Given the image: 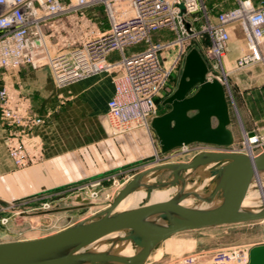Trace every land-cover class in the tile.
I'll list each match as a JSON object with an SVG mask.
<instances>
[{"label": "built area", "instance_id": "built-area-1", "mask_svg": "<svg viewBox=\"0 0 264 264\" xmlns=\"http://www.w3.org/2000/svg\"><path fill=\"white\" fill-rule=\"evenodd\" d=\"M98 6H102L107 15L109 30L92 34L69 52L50 55L46 31L53 28V20L73 15L85 18L86 10ZM200 12L203 15H198ZM203 18L205 25L198 32L196 25ZM234 26L241 29L247 46V52L237 61L238 69L264 63V5L257 7L252 0H237L234 9L220 13L214 22L202 0H0V68L48 66L58 87L113 74L114 94L108 102L105 118L111 134L122 135L136 128L150 131L152 120L159 116L157 99L176 67L185 59L189 43L208 34V58L214 70L224 72V53ZM163 30L175 37L154 41L153 36ZM143 44L147 45L144 50L129 52ZM114 54L119 59H113ZM207 78L226 84L220 76ZM0 122L10 130L7 147L16 167L23 169L38 161L41 155L31 152L29 140L35 129L45 123V118L24 114L13 104L8 90L2 89ZM189 146L181 148L183 153L190 152ZM207 146L217 149V152L207 153H222L227 148ZM263 150L264 134L253 132L251 135L245 131L240 153L255 157ZM109 180L115 188L113 194L120 192L128 182L120 183L117 176L83 182L72 187L74 202L82 204L78 198L88 203L103 198L105 202H112L113 194L104 185ZM19 203L22 200L11 202L4 211L13 214L19 209ZM52 208L53 202L48 199L38 210L49 212ZM11 219L3 218L2 224L7 225ZM251 248H224L209 256L187 254L171 264H248Z\"/></svg>", "mask_w": 264, "mask_h": 264}, {"label": "water", "instance_id": "water-1", "mask_svg": "<svg viewBox=\"0 0 264 264\" xmlns=\"http://www.w3.org/2000/svg\"><path fill=\"white\" fill-rule=\"evenodd\" d=\"M208 65L198 49L193 48L185 59L177 90L163 103L171 110L154 118L151 129L158 138L160 154L192 144L230 147L234 144L230 129L231 115L225 85L208 80ZM198 88L190 95V92ZM253 135V133H251ZM151 156L142 160H154ZM213 172L221 181L205 202L216 197L222 203L211 210H198L182 205L189 196L180 192L166 202L116 213L120 203L141 187L143 179L153 173L170 171L171 181L146 185L149 191L175 186L184 181L182 174L201 165L224 162ZM264 173V152L255 157L238 153H203L189 163H172L145 170L130 180L108 208L54 235L40 239L0 243V264H145L153 252L166 240L189 231L210 227L230 226L264 220V208L257 212L243 209V202L254 178ZM84 180L70 186L89 181ZM78 202L88 201L78 198ZM126 232L123 240L132 241L140 251L132 257L87 250L105 237ZM248 264H264V245L250 250Z\"/></svg>", "mask_w": 264, "mask_h": 264}, {"label": "crops", "instance_id": "crops-1", "mask_svg": "<svg viewBox=\"0 0 264 264\" xmlns=\"http://www.w3.org/2000/svg\"><path fill=\"white\" fill-rule=\"evenodd\" d=\"M232 1V6L225 10L219 9L220 2L209 5V8L205 5L211 21H216L220 13L234 9L237 0ZM260 1L252 0L257 7L263 6ZM101 10H104L102 6L90 8L86 10L87 16L99 22L100 17L96 13ZM106 26L104 32L109 30V21ZM237 29L240 28L232 27L233 32ZM168 35L169 32L166 35L161 33L155 38L157 41H164ZM234 44L240 49L234 48ZM246 52V41L242 35L239 41H230L223 62L225 68L231 72L229 83L235 95L243 94L246 99L244 108L241 107L243 124L245 131L251 133L254 127L264 131V64L251 65L242 73L233 71L238 59ZM112 58L119 59V56L114 54ZM114 77L113 74H101L62 89L56 86L48 67H22L18 70L0 68V90H8L16 107L24 114L35 117L50 116L46 123L35 129L29 140L31 152L41 157L23 169L17 168L10 157L7 147L10 130L0 122L1 205L38 197L46 189L65 188L81 180L103 179L139 165L142 160L153 156L145 139L149 130L141 128V131L136 130L127 136L110 138L103 127L102 120L107 116L108 102L114 94ZM62 94H66L69 99L64 106H61ZM60 108L62 110L57 113ZM230 115L232 121L231 111ZM231 130L236 141L239 131L233 128ZM70 179H73L71 183H67ZM32 199L33 206L48 200L44 196ZM206 229L209 228L201 230ZM199 233L210 235L206 232ZM203 240L202 237L177 240V248L180 247L178 253L193 246L198 249ZM215 251L216 249L209 248L203 253L211 255ZM162 258L151 261L150 257L145 264H168Z\"/></svg>", "mask_w": 264, "mask_h": 264}, {"label": "rangeland", "instance_id": "rangeland-1", "mask_svg": "<svg viewBox=\"0 0 264 264\" xmlns=\"http://www.w3.org/2000/svg\"><path fill=\"white\" fill-rule=\"evenodd\" d=\"M218 2H220L219 9L225 10L232 6L233 1L232 0H202V4L206 5L208 8H209V5L213 6V4H218ZM260 4L264 5V0H261ZM85 14H86L85 18H82L81 16L73 15V16H68V17H63V18H58V19L53 20V28L48 29L46 31V34L49 35L48 36L49 38L48 39L46 38V40L48 41L47 44L50 49L51 55H55L61 52H69L72 48L81 45L92 34H100L106 30L108 19H107V15L104 10H101L96 13V15L100 17L99 22H96L95 20L89 18V16H87V12ZM198 15L201 16L203 15V13L200 12ZM204 25H205V19L203 18L202 21L196 25V30L198 32L202 31ZM161 33L166 35L168 34V31L163 30L158 34H161ZM158 34H155L153 36L154 41H157V38L155 37H157ZM169 34L170 35H168V38L166 40H169L170 38L172 39L175 37L174 34L170 32ZM241 38H242V35L239 32V29H237L235 32L232 33V40L239 41ZM146 47L147 45L143 44L137 48L129 50V52L132 53V52L142 51ZM209 47H210L209 36L208 34H203L198 39H195L191 43H189L186 56L193 48L198 49L208 65L209 73L207 76L214 77V78L216 76L218 77L220 76L226 82L225 84L226 94H227L228 103L230 105V111L232 112V121H231L230 129L231 128L235 130L237 129L239 132H238V136L234 144L230 147L225 148L224 149L225 151H223L222 153L241 154L240 152L242 149L243 134L245 132V129H244L245 125L243 124V116H242L241 107L245 106L246 99L243 94L235 95L234 90L232 89L229 83V77H230L229 75L231 72L225 68V65H223L225 69L224 72L222 70L213 69L211 62L207 55V51ZM234 48H238V47L234 44ZM185 59H183V61L180 62V64L176 67L171 77L169 78L164 91L161 93V95L157 99L159 116L171 110V106L169 105L164 106L163 103L165 102L167 98L172 96L174 92L177 90L179 81L183 73ZM45 67H48V66H45ZM246 69L248 68L246 67L244 69H238L237 62H236L233 71L242 73ZM56 86L58 85L56 84ZM66 88H69V86ZM197 89L198 88L193 89L190 92V95H193L197 91ZM60 100L62 101L61 106H64L69 102V99L66 94H62V97ZM61 108L57 110V113H59L62 110ZM48 117L50 116H47V118L43 117L45 118V123ZM102 124H103L104 129L106 128L105 130L107 131V122L105 118H103ZM142 129H145V128H142ZM136 130L141 131V128L133 129L122 135H117V136H127L129 133L135 132ZM252 130L253 132L264 134V131L260 130L257 127H254V129ZM108 133L107 135L110 138L117 137V136H114ZM145 139H146V142L149 144L151 154L153 156H156V158L152 161L142 162L139 165L132 166L131 168L130 167L126 168L125 170L119 172L118 174L112 175V176L118 175L117 180L120 181V183L129 181L131 178H134V176H136L137 174L145 170H149V169L161 166V165L172 164V163H189L192 160H194V158H196L197 156L203 153L217 152L216 151L217 149L211 146H207L203 144H192L189 146L190 152L188 153H183L181 148H179L165 155H161L159 144H158V138L152 129H150L149 134H146ZM163 156H166V157L164 158ZM223 163L224 162L216 163V165L211 169V172H214L220 169L223 166ZM108 177L109 176H106L104 178H108ZM150 177H151L150 183L153 185H156L159 183L170 181L172 179V172L170 171H162L160 173L157 172V173L150 174ZM181 177L184 178V174H182ZM72 180L73 179H70V180H67L66 182L71 183ZM195 182L196 181H191V183H193L194 185L192 190H196V188L199 187L201 181L198 180L196 183ZM213 183H214V180H210L204 189L198 190V191L205 195L210 194L211 191L213 190ZM104 185H105L106 190H110L111 194L114 193L115 190L113 189L115 188L112 187L113 186L112 181L111 182L110 180L105 181ZM253 185H254V190L256 191L260 190L258 183L254 182ZM72 187L74 186H67L65 188L62 187V188H56V189H50V190L46 189L44 190L43 193H40V195H38V197L44 196L47 199H49V201L53 202V208L49 212L38 210V208H40V204L34 205V206L33 204H31V201L33 200L32 198H38L37 196L21 199L22 203L21 204L19 203L17 205L19 209L16 210L15 211L16 213L14 212L13 214L10 212L4 211V209L9 207L10 204H6V205L0 204V243L40 239L43 237L54 235L82 221H85L87 219L94 217L95 215H97L98 213L106 209L115 200L117 194L119 193L117 192L116 194L112 195L114 198L110 200L112 202H108V201L105 202V199L103 198L99 202H93V203H88V204H83V203L77 204L74 202L75 195H74V191ZM171 188L176 189L177 185ZM147 191L150 192L148 199H147V202H148L151 197L152 191H149V190ZM140 195H141L140 200H142L145 195H143V193H141ZM147 202L145 201L144 203H142L140 207L147 205ZM262 208H264V204L260 203L254 208H252L251 210L259 211ZM6 217H12V219L7 225H3L2 219ZM199 232H206V234H210V235H205V236L200 235ZM193 237H202L204 239L203 243L199 246L198 249H195L193 246L191 249H186L183 252L178 253L175 251H170L171 250L170 247L166 248V245H165L166 241H165L154 251V253L151 256V261H154V260L158 261L163 257L162 261H164L165 263L167 262L168 264H171V263H174L177 258L183 255L193 254V253H203L204 250H207L209 248L219 250V249L231 248V247H236V246L264 245V220L259 221V222L230 225L227 227H212V228L201 230V231H189L187 233H181L179 235H176L175 237L167 240V243H170L173 239L181 240V239L193 238ZM111 242L112 240L105 239L102 242H100V244L109 245ZM134 246L137 247L135 244ZM161 249H162L161 253L158 256L154 257L153 255ZM206 253L207 252H205L204 254Z\"/></svg>", "mask_w": 264, "mask_h": 264}, {"label": "bare ground", "instance_id": "bare-ground-1", "mask_svg": "<svg viewBox=\"0 0 264 264\" xmlns=\"http://www.w3.org/2000/svg\"><path fill=\"white\" fill-rule=\"evenodd\" d=\"M239 32L241 33V35H243L241 29H239ZM230 33H231V40H232V33H233L232 29L230 30ZM47 50L49 51V54H50V49H49L48 45H47ZM73 84H75V83H73ZM71 85L72 84L67 85L65 87H60V88H66V87L71 86ZM107 131L110 134L112 133V131L108 127H107ZM153 157L156 158V156H153ZM225 164H227V161H224L223 165H225ZM215 165H216V162H213V163H210L207 165H201L196 169L188 170V171L184 172L183 173L184 174V178H183L184 181L183 182L180 181V183L177 185L176 189L171 188L174 186H167V187L162 188V189H155L152 191L151 197H150L149 201L147 202V199H148L150 192L147 191L145 186L146 185H153L150 183L151 177H150V175H148L143 179V181L141 183L142 186L139 187L134 192H132L130 195H128L120 203V205L116 209V213L128 211V210L134 209V208H138L145 201L147 202V204L166 202V201L171 200L175 196H177L180 192H183L184 194L189 195L182 202L183 206L188 207V208L198 209V210L214 209L222 203L221 197H216L211 202H205V201L198 199L195 196V194H197L201 198H208L211 193L208 195H205L203 193H200L198 190L204 189L210 180H214L213 190L216 187V185L220 183L221 174L214 176L213 172H211V169ZM132 179L133 178H131L130 180H132ZM198 180L201 181L199 187H197L196 190H192L194 185H193V183H191V181L197 182ZM254 182L259 184V188H260L259 191L254 190V185H253ZM141 193H143V195H145L142 200H140V198H141L140 194ZM260 203L264 204V173H261L257 178H254L252 184L250 185V187L248 189L247 196L243 202V209L250 210L252 212H257V210L253 211L251 209ZM93 216H94V214H93ZM125 234H126V232L124 231L122 233H115V234L109 235V236L105 237L104 239H101V240L97 241L96 243L92 244L90 247L87 248V250L92 252V253H110V254L125 256V257L135 256L140 251V248L135 247L132 241L123 240ZM105 239H110V240H112V242L109 245L100 244V242H102ZM165 245H166V248L170 247V249H171L170 251L180 252L179 251L180 247L177 248L178 241L176 239H173L170 243H167V241H166ZM161 251H162V249L157 251L153 256L154 257L158 256L161 253Z\"/></svg>", "mask_w": 264, "mask_h": 264}]
</instances>
